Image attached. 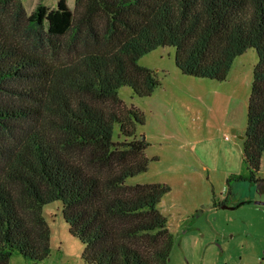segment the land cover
Here are the masks:
<instances>
[{
	"label": "trees",
	"instance_id": "16d2710c",
	"mask_svg": "<svg viewBox=\"0 0 264 264\" xmlns=\"http://www.w3.org/2000/svg\"><path fill=\"white\" fill-rule=\"evenodd\" d=\"M158 47L175 49L183 75L218 82L256 51L242 138L256 179L264 0H75L73 10L60 0L30 14L21 0H0V264L15 252L32 263L49 256L42 209L54 201L84 247L83 264H167L173 236L160 203L170 189L126 185L148 170V143L137 135L143 113L118 97L126 86L138 98L159 87L137 64Z\"/></svg>",
	"mask_w": 264,
	"mask_h": 264
},
{
	"label": "rangeland",
	"instance_id": "374dc122",
	"mask_svg": "<svg viewBox=\"0 0 264 264\" xmlns=\"http://www.w3.org/2000/svg\"><path fill=\"white\" fill-rule=\"evenodd\" d=\"M174 56L173 47H158L137 61L160 82L151 96L135 97L127 86L118 91L143 113L137 135L148 143V170L126 185L169 187L160 203L173 236L167 264H264V154L255 180L242 156L258 55L246 50L222 82L183 75ZM113 139H122L118 125ZM42 215L49 256L32 263L15 252L9 264H83L84 247L70 235L61 202L45 205Z\"/></svg>",
	"mask_w": 264,
	"mask_h": 264
},
{
	"label": "crops",
	"instance_id": "0c3cea01",
	"mask_svg": "<svg viewBox=\"0 0 264 264\" xmlns=\"http://www.w3.org/2000/svg\"><path fill=\"white\" fill-rule=\"evenodd\" d=\"M28 14H30L38 5H44L50 9L56 8L60 0H21ZM69 9H74L75 0H64Z\"/></svg>",
	"mask_w": 264,
	"mask_h": 264
}]
</instances>
